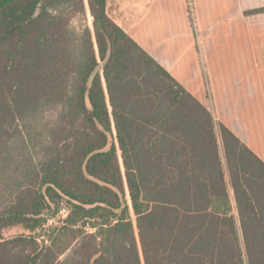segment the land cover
Listing matches in <instances>:
<instances>
[{"label":"trees","instance_id":"trees-1","mask_svg":"<svg viewBox=\"0 0 264 264\" xmlns=\"http://www.w3.org/2000/svg\"><path fill=\"white\" fill-rule=\"evenodd\" d=\"M14 1L0 0V264H264V162L108 0H87L93 31L77 33L54 13L84 0ZM14 226L39 234L4 239Z\"/></svg>","mask_w":264,"mask_h":264},{"label":"crops","instance_id":"crops-1","mask_svg":"<svg viewBox=\"0 0 264 264\" xmlns=\"http://www.w3.org/2000/svg\"><path fill=\"white\" fill-rule=\"evenodd\" d=\"M264 0H108L106 13L264 162Z\"/></svg>","mask_w":264,"mask_h":264},{"label":"rangeland","instance_id":"rangeland-1","mask_svg":"<svg viewBox=\"0 0 264 264\" xmlns=\"http://www.w3.org/2000/svg\"><path fill=\"white\" fill-rule=\"evenodd\" d=\"M85 2V14H81L79 13L77 10L74 11H70V9L66 8L65 6H59V9L56 10V13H59L61 11H63V16L68 17L69 19V24L71 26V28L77 33L80 32L81 30H83L84 28H89L91 31H93V27H92V17L90 16L89 13V8L87 5V0H84ZM68 10V11H65ZM132 216V214H131ZM132 219H134V217L132 216ZM47 225H45V230L46 232L51 228L50 226L54 227V223L55 221H58V219L54 220L51 224L49 223L52 218L51 217H47ZM46 232H44V235L46 234ZM37 234H39V232H33V233H29L28 231H25L21 226H14V227H10L7 229H4L2 231V236L4 239H11L13 237L19 236V235H33L36 236ZM40 234H43V232H40ZM45 240L47 239L46 237H44Z\"/></svg>","mask_w":264,"mask_h":264},{"label":"water","instance_id":"water-1","mask_svg":"<svg viewBox=\"0 0 264 264\" xmlns=\"http://www.w3.org/2000/svg\"><path fill=\"white\" fill-rule=\"evenodd\" d=\"M19 1H20V0H15L14 3L12 4V7H13V8H16L17 5H18V3H19ZM114 143H115L114 134L109 133V132H106V143H105V145H104L102 148L98 149V150H94L93 152H91V153L86 157V159H85V161H84V173H85V176H86L87 178L91 179L90 176L87 174V172H86V168H85V167H86V164H87V162H88V160H89L92 156H94V155H96V154L105 153V152L109 151V150L113 147Z\"/></svg>","mask_w":264,"mask_h":264},{"label":"built area","instance_id":"built-area-1","mask_svg":"<svg viewBox=\"0 0 264 264\" xmlns=\"http://www.w3.org/2000/svg\"><path fill=\"white\" fill-rule=\"evenodd\" d=\"M67 215H68V209L62 208L60 212L57 214V216L55 218H52V220L49 223L51 224L54 220L58 219V221H55L54 224L58 222L62 224L64 220L66 219Z\"/></svg>","mask_w":264,"mask_h":264}]
</instances>
